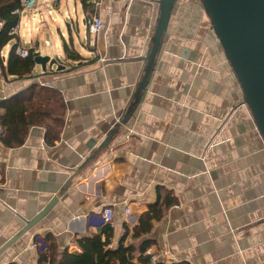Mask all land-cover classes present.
I'll return each mask as SVG.
<instances>
[{
    "label": "crops",
    "instance_id": "0c3cea01",
    "mask_svg": "<svg viewBox=\"0 0 264 264\" xmlns=\"http://www.w3.org/2000/svg\"><path fill=\"white\" fill-rule=\"evenodd\" d=\"M111 1L106 28L91 35L87 13L74 0L86 28L83 52L73 42L83 58L78 64L62 52V69L35 64L21 77L0 68V99L38 82L59 90L65 103L52 145L41 126H32L18 147L4 146L0 132V247L56 199L0 253V264H37L46 233L59 252L78 250L77 237L106 223V206L113 210L116 245L123 223L131 230L164 189L176 202L144 237L152 240L153 261L264 264V139L201 1L176 0L137 101L158 0ZM61 3L53 4L56 13ZM18 25L16 39L38 50L37 38L22 42L20 19ZM15 42L2 50L4 65Z\"/></svg>",
    "mask_w": 264,
    "mask_h": 264
},
{
    "label": "trees",
    "instance_id": "16d2710c",
    "mask_svg": "<svg viewBox=\"0 0 264 264\" xmlns=\"http://www.w3.org/2000/svg\"><path fill=\"white\" fill-rule=\"evenodd\" d=\"M80 2L87 14L92 12L88 0ZM21 9L20 0H0V19L3 21L0 29V68L13 76L24 77L30 75L35 65L33 48L29 49L26 57H21L14 52L15 42L9 51L6 65L2 57L4 47L16 37L10 35L9 30L18 24ZM68 44L63 42L65 59L76 63L82 60L79 53ZM64 113L65 103L59 90L42 86L38 82L32 83L0 99L1 142L7 147H18L24 143L32 126H41L44 128L45 142L52 145L60 137ZM175 202L176 198L170 191L158 190L156 200L148 204L131 230L123 223V231L116 245H113L114 231L110 222L104 223L95 233L77 237L75 241L78 250L75 251L66 248L59 252L52 235L46 233L42 236L45 249L39 252L37 264H167L151 259L147 250L152 240L144 237L152 230L154 222L159 221ZM129 235L131 240L126 242Z\"/></svg>",
    "mask_w": 264,
    "mask_h": 264
},
{
    "label": "water",
    "instance_id": "95a60500",
    "mask_svg": "<svg viewBox=\"0 0 264 264\" xmlns=\"http://www.w3.org/2000/svg\"><path fill=\"white\" fill-rule=\"evenodd\" d=\"M210 18L212 29L236 76L256 127L264 139V0H200ZM176 0H158L159 12L150 48L145 56L143 74L134 94L137 101L146 88L150 70L162 47L172 8ZM63 42V41H62ZM33 60L42 71L64 68L59 59H51L38 50ZM128 115L120 121L123 123ZM118 127V126H117ZM117 129V128H116ZM112 135L109 136L110 139ZM51 200L23 228L0 247V253L11 246L22 234L39 222L52 208Z\"/></svg>",
    "mask_w": 264,
    "mask_h": 264
},
{
    "label": "rangeland",
    "instance_id": "374dc122",
    "mask_svg": "<svg viewBox=\"0 0 264 264\" xmlns=\"http://www.w3.org/2000/svg\"><path fill=\"white\" fill-rule=\"evenodd\" d=\"M56 1L35 0L32 8L23 10L20 17V34L22 42L27 45L31 39L37 38L40 54L47 55L51 59L57 56L59 60H62L64 41L73 48L75 45L76 50L83 52L81 42L86 43L84 40L86 28L83 23V13L78 5L75 7L74 0H62L60 13H56L53 7ZM48 11L51 13L48 14ZM76 25L79 26V33L75 30ZM62 33L63 39L60 36ZM70 34L73 39L72 43L69 40ZM46 40L49 41V45L45 44Z\"/></svg>",
    "mask_w": 264,
    "mask_h": 264
},
{
    "label": "built area",
    "instance_id": "2783aa9c",
    "mask_svg": "<svg viewBox=\"0 0 264 264\" xmlns=\"http://www.w3.org/2000/svg\"><path fill=\"white\" fill-rule=\"evenodd\" d=\"M21 1V7L22 9L19 11V13L22 10H29L32 8V5L35 4V0H20ZM88 3L92 7V12L88 13L85 17L84 23L87 28V32L91 35L98 34L100 31H103L112 14H113V5L111 0H88ZM3 27V21L0 19V29ZM18 28L19 25H15L9 30V34L16 36L18 35ZM13 39L16 41V46L14 48V52L21 56L26 57L28 55L29 49H27L25 46H23L19 39ZM46 44H49L48 41H45ZM8 46V44H7ZM1 132V128H0ZM126 213H129V209L126 208ZM102 219L105 222H110L113 217V210L110 206H106L101 214ZM31 247H35V243H32L30 245Z\"/></svg>",
    "mask_w": 264,
    "mask_h": 264
}]
</instances>
